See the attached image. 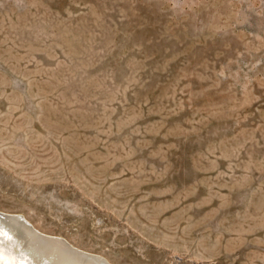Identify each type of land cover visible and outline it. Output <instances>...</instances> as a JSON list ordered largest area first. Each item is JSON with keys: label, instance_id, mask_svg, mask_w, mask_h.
I'll list each match as a JSON object with an SVG mask.
<instances>
[{"label": "rangeland", "instance_id": "374dc122", "mask_svg": "<svg viewBox=\"0 0 264 264\" xmlns=\"http://www.w3.org/2000/svg\"><path fill=\"white\" fill-rule=\"evenodd\" d=\"M0 210L112 264H264V0H0Z\"/></svg>", "mask_w": 264, "mask_h": 264}, {"label": "bare ground", "instance_id": "6f19581e", "mask_svg": "<svg viewBox=\"0 0 264 264\" xmlns=\"http://www.w3.org/2000/svg\"><path fill=\"white\" fill-rule=\"evenodd\" d=\"M0 264H112L60 235L41 231L23 213L0 210Z\"/></svg>", "mask_w": 264, "mask_h": 264}, {"label": "snow or ice", "instance_id": "6c2138e0", "mask_svg": "<svg viewBox=\"0 0 264 264\" xmlns=\"http://www.w3.org/2000/svg\"><path fill=\"white\" fill-rule=\"evenodd\" d=\"M0 235H3V232H2V230H0Z\"/></svg>", "mask_w": 264, "mask_h": 264}]
</instances>
